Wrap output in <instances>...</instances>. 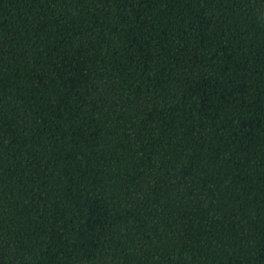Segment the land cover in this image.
<instances>
[{"label": "trees", "instance_id": "16d2710c", "mask_svg": "<svg viewBox=\"0 0 264 264\" xmlns=\"http://www.w3.org/2000/svg\"><path fill=\"white\" fill-rule=\"evenodd\" d=\"M0 264H264V0H0Z\"/></svg>", "mask_w": 264, "mask_h": 264}]
</instances>
